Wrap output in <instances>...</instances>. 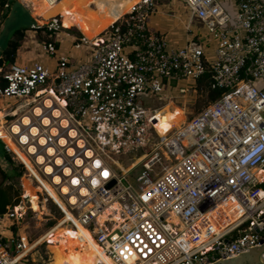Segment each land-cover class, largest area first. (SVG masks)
Returning a JSON list of instances; mask_svg holds the SVG:
<instances>
[{"label": "built area", "instance_id": "2783aa9c", "mask_svg": "<svg viewBox=\"0 0 264 264\" xmlns=\"http://www.w3.org/2000/svg\"><path fill=\"white\" fill-rule=\"evenodd\" d=\"M183 1L209 31L213 53L193 38L171 47L149 28L157 1L138 0L97 36L75 35V47L90 55L79 66L58 47L66 29L59 14L30 28L49 36L41 47L55 69H0L5 151L114 264H213L264 243V0ZM208 66L214 87L228 92L165 142L170 164L159 147L138 177L119 174L114 154L128 134L143 141L151 102L173 83L193 84ZM21 203L0 223L22 219ZM236 204L237 219L224 226ZM11 233L0 231V264H24L49 242V232L32 245Z\"/></svg>", "mask_w": 264, "mask_h": 264}, {"label": "rangeland", "instance_id": "374dc122", "mask_svg": "<svg viewBox=\"0 0 264 264\" xmlns=\"http://www.w3.org/2000/svg\"><path fill=\"white\" fill-rule=\"evenodd\" d=\"M114 0H112L113 2ZM157 1V0H156ZM224 1V0H220ZM117 2V0H116ZM98 3V2H97ZM94 4L92 0H88V4L90 7L86 6V10L83 12L84 15L88 16V20L85 23H82L81 26L78 28L77 26L70 27L68 29H63V32H69V33H76L78 35H83L85 32L86 34H91V28H92V22H98L100 24H103V26L108 25L109 21L106 20V16L102 13V9H100L98 4ZM110 3V2H109ZM108 3V4H109ZM87 4V3H86ZM15 8V14L13 18L7 21V25L5 26L4 30L2 31L1 35L2 38H4L6 35H10L11 29L17 25V23L21 22L19 21L21 10ZM158 11H165L167 12V24L166 26H162L163 29L167 30L169 33L172 32V30L175 29L176 32H178L177 36L180 35H188L189 33H192L193 35H200L201 40L200 41L204 47L210 51L211 48L215 47V44L211 41V35L207 28L204 26L203 31L199 33L197 32L198 28H202L203 25L199 21H195L192 24V31L189 32V30H186L187 27L185 24L189 21L192 10L191 8L183 1V0H158L156 2V9L154 13ZM102 13L101 16H99ZM152 14V17L154 15ZM2 14V11H0V15ZM151 17V18H152ZM6 18V17H5ZM5 18L3 20H5ZM0 17V24H3L5 21L1 20ZM27 23V22H24ZM104 28V27H103ZM149 28L151 29L150 23ZM152 30V29H151ZM159 30H156L155 32H161ZM154 31V30H153ZM13 33L11 34L12 38ZM16 38V36H15ZM1 45H7L3 43L2 41ZM63 48H68L69 52H67L71 58L74 61V66H79L82 62L86 61L88 57L90 56L89 53H86V51L80 50L75 47L74 43L68 44ZM214 51V49H213ZM213 53V52H212ZM50 65L53 67L55 66V60L52 59V61H49ZM185 88L186 91L182 92L181 89ZM199 96L197 92L194 90V86L192 83L188 84L185 81H181L179 83H173L169 89L166 91L163 96H159L156 99H154L151 102V105L153 109L162 111L164 114L159 115L157 118H155L153 123V130L156 135V137L159 138V141H162L166 137L171 136L174 134V132L182 126L184 121H189L196 112V104L199 101ZM207 97L204 95L201 99L200 105L206 102ZM12 100H8L4 102L5 106H9L12 104ZM205 106V104H203ZM202 105V106H203ZM182 106L186 107V112L181 109ZM198 106V105H197ZM168 143V142H167ZM4 147V145H3ZM166 151V144L164 143L161 146L160 153H161V161L163 164H170V161L166 158L164 155V152ZM1 156H4V151L0 150ZM142 155L140 152H134V154H114V164L115 168L118 171H124L125 169H130L128 173V177L130 179H135L139 176V173L142 171ZM1 164L5 169H10V166H8V163L5 162L4 159H1ZM118 162V163H116ZM160 166L156 167V170H159ZM20 181V180H19ZM21 193H22V200L21 204L23 207V218L19 221L16 220V222L13 221H7V225L0 223V231L4 233L5 237H11L12 233L20 232L21 237L25 239V241H28L29 244H34L36 241H39L40 239L44 238L45 235L48 233L50 234L51 231H54L52 236L46 235V238L49 242H46V240L41 241V243H38V247L35 248L32 253L28 256V260L24 262V264H68L69 259L72 256L71 250L80 249L78 251L83 252L86 250V247L83 245H77L74 247H70L75 242L68 243L71 238L74 235L69 234L71 231H65L66 228H69L71 230H75L73 228V225L66 222L70 219L67 217V221L64 222L66 219L64 216V213L58 208L56 204L53 203L52 200H50L48 197L43 196L39 190V188L36 187V184L33 182L31 178H28L25 174L21 177V182H19ZM264 187V186H263ZM28 193V194H27ZM38 196H41V202L42 204L39 205L40 208L37 209L36 206L32 205V203L29 201L31 197H35L38 200ZM24 195H29L27 198H24ZM39 203V201H38ZM34 206V207H33ZM71 217V216H70ZM9 225L12 226L9 228ZM54 228V229H53ZM11 230V231H10ZM75 232V231H74ZM76 233V232H75ZM61 234V235H60ZM57 236V237H56ZM56 237V238H55ZM56 240H55V239ZM68 238V241H65L64 243H60L61 240H65ZM92 241V237H91ZM51 243L56 244L57 246L51 248ZM68 243V244H67ZM60 247V248H58ZM82 249H81V248Z\"/></svg>", "mask_w": 264, "mask_h": 264}, {"label": "bare ground", "instance_id": "6f19581e", "mask_svg": "<svg viewBox=\"0 0 264 264\" xmlns=\"http://www.w3.org/2000/svg\"><path fill=\"white\" fill-rule=\"evenodd\" d=\"M21 1L25 3V5L34 14V16L38 19L40 23H43L47 19L59 14L63 16L62 21H63V25L66 28H70L73 26H77L79 28L82 23H85L88 20V16L83 14V12L86 10L85 5H88L87 7H90V5L88 4V0H58V1L57 0H21ZM92 1L94 4L98 2L97 4L99 5L100 9H102V13L106 16V20L109 21V23L108 25L103 26V24H100L98 22H92L93 26L90 31L92 33L86 34L85 32H83L84 35H86L88 38H93L97 36L107 27L112 25L123 14L127 13L137 3L138 0H117V2L116 0H114L113 2L112 0H92ZM102 13L99 16H101ZM185 91L186 90H184V92ZM181 109L184 111V113L186 112L185 106H182ZM162 114H164L162 111L155 110L153 108L149 109L147 112V118L144 123L145 136L143 141L140 140L137 134H128L124 140V144H125L124 150L122 151V153L119 154H128V153L134 154V152H140V154L142 155V159L140 161H142L151 152L161 147L165 142H168L175 135V133L183 126H185L187 123V121H184L182 126L178 128L174 132V134H172L169 137H166L162 141H159V138L156 137L154 133L153 123L155 118H157L159 115ZM182 140H185V138ZM173 142L176 143L177 140H173ZM132 168L133 167H131L130 169ZM130 169H125L124 171H118L117 169L116 170L119 174H125ZM31 201L33 202V205L37 207V209L40 208L38 204V200L35 197H31ZM236 207L237 204L230 208V211L231 210L232 211L228 214V218L223 221L224 226L231 224L237 219L238 212L235 209ZM67 217L68 219L69 218L71 219L72 214L69 212ZM68 219H66L64 222H66ZM99 220L101 223L104 222V215L100 216ZM76 223H77V229L73 230L76 232V233L74 232L75 235L80 233L85 239L79 242H75L70 247H74V245L75 246L83 245L86 247V250L80 252L77 251V249L75 250L73 249L72 256L69 259L68 264H114L100 249L92 233L89 230H87L82 224L78 222ZM56 229H58V227H56L55 230L51 231V233L48 234V236H52L54 231H56ZM70 231L72 230L70 229ZM71 233L72 232H70V234ZM71 235H73V233ZM91 237H92V241H91Z\"/></svg>", "mask_w": 264, "mask_h": 264}, {"label": "crops", "instance_id": "0c3cea01", "mask_svg": "<svg viewBox=\"0 0 264 264\" xmlns=\"http://www.w3.org/2000/svg\"><path fill=\"white\" fill-rule=\"evenodd\" d=\"M158 1V0H157ZM15 6H17L18 9H20L21 14H20V18H19V23H17V25H15L12 29L11 32L13 33L12 38H11V34L8 36L6 35L4 38H2V31L4 30L5 26L7 25V21L13 18L15 12ZM5 9H8L7 11V15L5 18V22L3 24H0V41H2L3 43L7 44V45H1L0 42V59H4V62L2 64V66H0V69H8L9 68V63H6L5 58H4V52L5 50L9 47L10 43H12L13 41H20V47L18 49L17 52V57H16V63H20V64H27V65H32L36 62H40L43 63L49 67H51L52 69H55L57 67V61L55 58H52L50 56H48L43 48L41 47V44L43 43V41H49L50 38L48 35H45L39 31H33L32 29H30L32 27V25L40 23L38 21V19L34 16V14L28 9V7L25 5L24 2H22L21 0H16V2L12 5H6ZM167 12L165 11H158L156 13H154L153 17L151 18L150 21V26L151 29L156 31L161 29L160 31H162L163 34H166L168 42L170 44L171 47L174 48H182L185 45H187L188 40L193 38L195 41H202L200 35L196 34L193 35L192 33H189L188 35H180L177 36L178 32L174 30H172L171 33H169L167 30L163 29L162 26H166L168 18H167ZM27 22V23H24ZM195 21L192 19V15L189 19V21L185 24V26L187 27L186 30H189V32L192 31V24ZM203 28H198L197 32L199 33L203 31ZM68 29V28H66ZM205 29V28H204ZM25 31L24 33V38L23 40H21V38L19 37V33L18 31ZM161 33V32H160ZM75 35H77L76 33L72 34L69 32H64L60 35L59 41H58V47L60 48L61 51L63 52H69V50H67L68 48H63L68 44L73 43V38L75 37ZM16 36V38H15ZM213 47L211 48V51L213 52ZM52 59L55 60V66L53 67L52 65H50L49 61H52ZM66 231H70V229H66ZM73 233V235L75 234L74 231H71ZM70 234V233H69ZM61 235V234H60ZM74 238V236L71 238V240ZM70 240V241H71ZM65 241H68V238H66L65 240H61L60 243H64ZM69 241V242H70ZM68 242V243H69ZM67 243V244H68Z\"/></svg>", "mask_w": 264, "mask_h": 264}, {"label": "trees", "instance_id": "16d2710c", "mask_svg": "<svg viewBox=\"0 0 264 264\" xmlns=\"http://www.w3.org/2000/svg\"><path fill=\"white\" fill-rule=\"evenodd\" d=\"M16 2V0H0V11H2V14L0 17L1 20L7 15L8 9H5L6 5H12ZM19 37L23 38L24 36V30L18 31ZM20 47V41H13L10 43L9 47L4 52V58L6 63L12 64L15 63L17 52ZM214 77H213V70L210 66L207 67V70L203 76H201L199 79L195 80L193 82L194 90L197 92L199 96V101L196 104V112L200 113L204 107L209 105L211 102H214L221 98L223 95H225L228 90L214 87ZM206 96L207 100L205 103V106L200 105L201 98L203 96ZM198 105V106H197ZM3 143L0 140V150L2 149L4 151V156H1L0 154V161L1 159H4L6 163H8V166H10V169H5L1 162H0V217L4 216L10 207H13L14 205H17L22 200V191L19 185V182H21V177L24 174L25 168L22 165L17 164L9 153H7L3 147ZM20 180V181H19ZM264 184L262 185V187ZM264 188V187H263ZM17 233V232H15ZM85 238L82 236V234L78 233L69 243L71 242H79L81 240H84ZM56 244L51 243L50 247L53 248ZM60 248V247H58ZM73 251V250H71ZM78 251V250H77Z\"/></svg>", "mask_w": 264, "mask_h": 264}, {"label": "water", "instance_id": "95a60500", "mask_svg": "<svg viewBox=\"0 0 264 264\" xmlns=\"http://www.w3.org/2000/svg\"><path fill=\"white\" fill-rule=\"evenodd\" d=\"M4 59H0L2 66ZM112 182L110 185H112ZM264 243L260 247L252 248L249 252H244L236 257H227L213 264H264Z\"/></svg>", "mask_w": 264, "mask_h": 264}]
</instances>
